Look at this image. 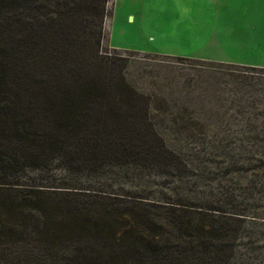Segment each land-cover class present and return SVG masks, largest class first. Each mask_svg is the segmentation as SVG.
I'll list each match as a JSON object with an SVG mask.
<instances>
[{
	"label": "trees",
	"instance_id": "1",
	"mask_svg": "<svg viewBox=\"0 0 264 264\" xmlns=\"http://www.w3.org/2000/svg\"><path fill=\"white\" fill-rule=\"evenodd\" d=\"M107 3L0 0V264H200L217 251L231 264L238 236L203 213L37 182L56 160L74 172L119 153L178 171L147 98L98 61Z\"/></svg>",
	"mask_w": 264,
	"mask_h": 264
},
{
	"label": "rangeland",
	"instance_id": "2",
	"mask_svg": "<svg viewBox=\"0 0 264 264\" xmlns=\"http://www.w3.org/2000/svg\"><path fill=\"white\" fill-rule=\"evenodd\" d=\"M257 2L243 21L232 15L226 22L197 8L185 33L174 25L182 18L173 16V0H108L98 61L147 98L149 120L177 155L178 171L119 153L116 161L74 172L56 160L48 179L37 182L97 193L110 203L127 200L126 206L139 199L140 205L168 203L146 206L160 216L169 208L177 215L203 213L238 236L231 264H264V64L248 63L264 61V0ZM162 8L169 14L158 16ZM252 19L259 27L252 28ZM229 27L234 31L222 33ZM163 224L164 231L174 230ZM222 253L199 262L223 264Z\"/></svg>",
	"mask_w": 264,
	"mask_h": 264
},
{
	"label": "crops",
	"instance_id": "3",
	"mask_svg": "<svg viewBox=\"0 0 264 264\" xmlns=\"http://www.w3.org/2000/svg\"><path fill=\"white\" fill-rule=\"evenodd\" d=\"M175 1V8H174V13L173 16L174 17H181L182 19H178L177 21H174V25L176 26H183L181 28H179L180 31L182 32H187L186 27L190 24H187L188 19L187 17H193L195 16V11L197 10V8H201L203 10V13L206 9H211V11L208 13L213 17H217V18H225L226 22L227 18L229 16L235 15V16H239L241 15V21H243L244 12H247L249 10H252V12L254 11L253 9H257L258 7L256 6V4L258 5V2L256 0V4L253 3V0H203V5L201 6L200 4L196 3V0H173ZM158 2L160 3V0H158ZM181 11V12H180ZM168 15L169 13H165L164 9H161V12H158V16H165ZM256 15V17L258 18V11H256L254 13ZM253 14V15H254ZM255 20V19H252ZM185 24H184V23ZM255 22V24H254ZM253 22V24L251 25L252 28H256L259 27L257 21L255 20ZM260 22V20H259ZM217 26H219V24H216ZM240 26V25H239ZM243 29V28H242ZM256 30V29H255ZM216 32L220 31L219 29H215ZM232 31H234V29H231L230 27L227 28L226 30H223L222 33H231ZM236 47H240L239 45H237ZM142 52V51H141ZM147 53V52H144ZM251 64H264V61L262 62H248Z\"/></svg>",
	"mask_w": 264,
	"mask_h": 264
}]
</instances>
